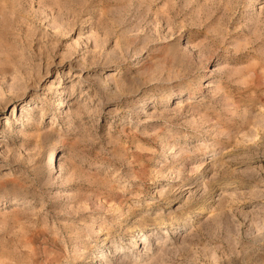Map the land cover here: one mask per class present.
<instances>
[{
    "label": "rangeland",
    "instance_id": "obj_1",
    "mask_svg": "<svg viewBox=\"0 0 264 264\" xmlns=\"http://www.w3.org/2000/svg\"><path fill=\"white\" fill-rule=\"evenodd\" d=\"M0 264H264V0H0Z\"/></svg>",
    "mask_w": 264,
    "mask_h": 264
},
{
    "label": "bare ground",
    "instance_id": "obj_2",
    "mask_svg": "<svg viewBox=\"0 0 264 264\" xmlns=\"http://www.w3.org/2000/svg\"><path fill=\"white\" fill-rule=\"evenodd\" d=\"M51 153H52V152H51ZM52 155H53V153H52ZM50 158H51V157H50ZM50 158H49V159H50ZM51 159H52V158H51Z\"/></svg>",
    "mask_w": 264,
    "mask_h": 264
}]
</instances>
